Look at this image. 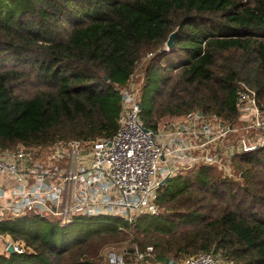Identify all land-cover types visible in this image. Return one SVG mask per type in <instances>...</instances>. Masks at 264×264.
<instances>
[{"label": "trees", "instance_id": "trees-1", "mask_svg": "<svg viewBox=\"0 0 264 264\" xmlns=\"http://www.w3.org/2000/svg\"><path fill=\"white\" fill-rule=\"evenodd\" d=\"M133 71L147 127L194 109L236 124L238 82L264 107V0L2 1L0 149L110 137L120 99L114 84ZM232 163L238 182L213 166L193 168L176 192L169 178L157 187L161 212L131 222L82 217L89 228L65 246L23 228L30 215L3 218L0 234L28 250L1 251L0 264H108L100 243L126 238L151 246L156 261L205 251L227 264H264V146Z\"/></svg>", "mask_w": 264, "mask_h": 264}, {"label": "built area", "instance_id": "built-area-1", "mask_svg": "<svg viewBox=\"0 0 264 264\" xmlns=\"http://www.w3.org/2000/svg\"><path fill=\"white\" fill-rule=\"evenodd\" d=\"M139 79L133 71L124 84H114L120 110L110 137L0 149V174L13 181L0 220L33 214L65 225L75 217L106 215L131 222L137 214L159 212L155 192L162 178L201 164L234 179L232 158L264 146V107L243 82L235 90L236 124L194 109L152 129L140 119ZM8 246L15 253L28 250L18 242ZM104 257L108 264H220L205 251L156 261L149 245Z\"/></svg>", "mask_w": 264, "mask_h": 264}, {"label": "rangeland", "instance_id": "rangeland-1", "mask_svg": "<svg viewBox=\"0 0 264 264\" xmlns=\"http://www.w3.org/2000/svg\"><path fill=\"white\" fill-rule=\"evenodd\" d=\"M2 1H3V3H5L6 0H0V4L2 3ZM6 4H9V3L7 2ZM136 72L139 73L138 71H136ZM139 81L141 82V75H140ZM153 88H154V86H152V89ZM139 98H140V96H139ZM184 114H181V115H164L163 117H160L156 121V125H159L164 121L175 120ZM235 136H236L235 133H229L228 137H229V139H231V138L234 139L233 137H235ZM199 166H202V165L196 164L191 169L197 168ZM233 167L235 170L234 179L233 178H230V179L235 180V181L237 180L236 182H238L240 180H239V176H237V174L239 173L240 170L237 168L235 163L233 164ZM191 169H189V170H191ZM187 171L188 170L180 171L176 176H172L168 179V181L166 183H168V191L169 192L170 191L176 192L178 189H180L182 187L183 183H182L181 178H182V175ZM173 178H175V179H173ZM161 210L162 209L159 208V212H161ZM29 215L31 216V219L27 220L26 223H25V221H23V223L20 225L23 228H25L26 230H30L32 232L36 231L39 235L44 236L46 239L53 240V242L59 246H65L68 243L78 239L80 236H82V234L85 233V231H87V228H89V226L87 225V219L82 218V217H75V218H73V220L70 223L65 224V226H63V225H60L58 223L57 217H50V218L47 217L45 219H40L41 217H37L33 214H29ZM50 229L53 231L52 234L49 233ZM126 240H127V238H126ZM126 240L123 242L121 240H119V242H115V243H113V242L110 243L109 241L105 242L104 244L100 243V245L98 246V248H99L98 253L101 255L102 258L105 256L106 252H108V251H114L117 253L125 254L127 252L125 250V248L131 246V244H127L128 241H126ZM16 242L24 244L23 241H21L19 239H12L8 235H1L0 234V243H1L0 248L2 249L3 252L5 251V248L8 246L9 243H16ZM133 246L141 248L140 246L134 245V244L131 247H133ZM218 260H219L220 264H227L226 261L222 260V258H220V257H218Z\"/></svg>", "mask_w": 264, "mask_h": 264}, {"label": "crops", "instance_id": "crops-1", "mask_svg": "<svg viewBox=\"0 0 264 264\" xmlns=\"http://www.w3.org/2000/svg\"><path fill=\"white\" fill-rule=\"evenodd\" d=\"M139 74V73H138ZM140 96V94H139ZM141 107V106H140ZM119 110H120V99H119ZM119 110H118V114H119ZM118 114H117V118H118ZM117 118H116V127H117ZM142 121V120H141ZM143 122V121H142ZM144 123V122H143ZM145 125V124H144ZM160 125V124H159ZM159 125H156L155 128H157ZM146 126V125H145ZM152 128V129H155ZM116 130V128H115ZM99 138V137H98ZM96 139V138H95ZM86 140H92V139H86ZM94 140V139H93ZM177 175V174H176ZM175 175V176H176ZM168 179V178H167ZM166 179V180H167ZM13 181L12 179L8 178L6 175L4 174H0V192H4L2 196H0V205L3 204L5 202L6 199V194L9 190V188L11 187ZM0 247H1V243H0ZM2 251V249L0 248V252ZM167 259V258H166Z\"/></svg>", "mask_w": 264, "mask_h": 264}, {"label": "water", "instance_id": "water-1", "mask_svg": "<svg viewBox=\"0 0 264 264\" xmlns=\"http://www.w3.org/2000/svg\"><path fill=\"white\" fill-rule=\"evenodd\" d=\"M173 35H174V32H172V33H170V34L168 35V37H167V39H166V41H165V47H166V49L171 48V46H172V37H173ZM166 179H167L166 177H165V178H162L161 181H160V184L164 183V182L166 181ZM6 251H7L8 253H13V251H12V249H11L10 246H7V247H6Z\"/></svg>", "mask_w": 264, "mask_h": 264}]
</instances>
